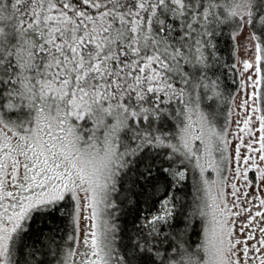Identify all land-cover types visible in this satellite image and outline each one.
Wrapping results in <instances>:
<instances>
[{"label": "snow or ice", "instance_id": "6c2138e0", "mask_svg": "<svg viewBox=\"0 0 264 264\" xmlns=\"http://www.w3.org/2000/svg\"><path fill=\"white\" fill-rule=\"evenodd\" d=\"M0 264H264V0H0Z\"/></svg>", "mask_w": 264, "mask_h": 264}, {"label": "trees", "instance_id": "16d2710c", "mask_svg": "<svg viewBox=\"0 0 264 264\" xmlns=\"http://www.w3.org/2000/svg\"><path fill=\"white\" fill-rule=\"evenodd\" d=\"M252 30V29H251ZM219 46H220V52L223 56V58L225 60L229 59V53L231 51L232 48V44L228 42L227 40V34L225 33L224 38L219 41ZM218 75L221 76V79H223V70H221V73H218ZM232 79V75L229 74L227 80L223 81V86H224V91L226 93V98H227V93L232 92L233 90V86L231 84L228 83V81H230ZM225 104L223 101L219 102V105L217 106L215 101H203L202 102V110L206 113H212V112H220L223 113V109L225 108ZM14 114H10L11 119H15L14 117L16 116ZM20 114H23L22 112ZM24 118V116H23ZM221 119H223V114H221ZM174 122L173 121H168V127L170 128L172 126ZM186 195H185V201H190L193 198V194H192V189L190 187V185L186 188ZM198 238V237H197ZM28 243L29 244H37L39 246V236L33 232L32 234H30L29 238H28Z\"/></svg>", "mask_w": 264, "mask_h": 264}, {"label": "rangeland", "instance_id": "374dc122", "mask_svg": "<svg viewBox=\"0 0 264 264\" xmlns=\"http://www.w3.org/2000/svg\"><path fill=\"white\" fill-rule=\"evenodd\" d=\"M248 31H252L251 28H249ZM238 43H239V41H237V44H238ZM239 58H240V59L245 58V57L243 56V53H241V55H240ZM235 99H236L237 102H239L240 97H239V96H236ZM15 115H16V116L14 117L15 119H20V118H23V116H24V114H20V113H16ZM15 119H14V120H15Z\"/></svg>", "mask_w": 264, "mask_h": 264}]
</instances>
